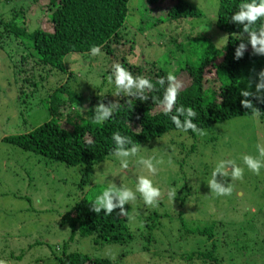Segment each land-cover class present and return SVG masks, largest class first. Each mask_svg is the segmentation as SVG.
<instances>
[{
	"label": "rangeland",
	"instance_id": "obj_1",
	"mask_svg": "<svg viewBox=\"0 0 264 264\" xmlns=\"http://www.w3.org/2000/svg\"><path fill=\"white\" fill-rule=\"evenodd\" d=\"M186 1L194 4L201 15L176 24L159 22L158 26L154 25V19H163L167 11L162 5L150 6L155 9L150 12L146 9L142 11L146 1H130L129 11L134 9L138 13L132 16L129 12L126 23L129 17L130 23L127 31H124L127 40H123L116 55L100 51L93 57L97 60L82 55L83 61L79 67L71 64L75 76L69 85L71 88L79 86L76 90L78 92L84 91L83 103L89 104L92 110L100 103L101 96L106 99L108 94H113L109 70L112 64L122 60L134 66L155 63L158 68L176 76V81L185 87L188 84L183 77L185 73L178 72L190 65V62H197L203 54L198 44L188 45L194 42L190 38L208 36L219 49L226 46L228 39L227 34L216 25L218 0ZM49 2L0 0V261L3 264H58V258L65 249L68 253L108 257L119 264H178V259L172 260L170 257H179L184 252L196 249L209 254L213 248V241L204 237L190 242L180 240L178 230L184 225L201 226L208 220H219L226 224L231 222L229 225L237 228L249 225L248 216L252 218L253 214H257V227L264 229V174L261 173L264 170L255 174L243 166V178L234 181L230 176L218 174L217 182L223 186L234 183L231 192L226 195H217L208 186L212 170L219 160L241 162L244 154L257 155L258 143L264 146V124L260 115L236 117L218 125L214 130L204 131L209 143H196V139L188 135L166 134L164 142L148 144L154 147H147L148 154L139 150L135 156L128 157L126 169L120 168L119 159L115 156L103 165L96 166L89 174L91 182L83 187L81 185L86 181L83 167H70L57 159L25 152L3 140L7 136L31 132L50 118L46 106L35 104L37 94L24 110L28 121L19 117L15 108V91L20 87L16 85L15 66L21 62L20 56L26 53L25 46L29 41L23 44L21 39L4 33L5 24L12 20L14 14L20 13L24 15L18 21L21 25L22 22L26 23L29 32L45 29L48 14L45 6ZM224 37L227 38L219 44ZM72 56L77 57V54L66 56L64 63L70 64ZM48 75L49 80L52 75L55 76ZM55 78L53 84L63 78L64 83L66 74ZM40 98L39 94V102L42 104L43 99ZM111 99L115 100L116 97ZM70 113L77 114L73 109ZM141 158L151 159L158 174L153 175L147 169H142L138 163ZM138 175L148 177L153 186L162 189L164 195L161 203L164 206L156 207L155 211L157 214H169L170 219L159 222L147 217V210L152 208L142 204L135 193ZM111 183L117 188L124 185L136 195L135 200L126 204L128 216L124 217L130 237L125 242L119 245H97L94 238L80 237L79 234L74 236L68 225H60L76 203L84 198H93ZM94 186L100 188L93 191ZM169 192L172 195L178 192L184 198L183 203L180 199L170 197ZM152 235H156L164 244L151 247L147 253L144 248L148 237ZM215 241L222 246L219 264H264V255L252 258L241 251L244 254L241 256L228 234L218 233ZM195 263L202 264L201 261Z\"/></svg>",
	"mask_w": 264,
	"mask_h": 264
},
{
	"label": "trees",
	"instance_id": "obj_2",
	"mask_svg": "<svg viewBox=\"0 0 264 264\" xmlns=\"http://www.w3.org/2000/svg\"><path fill=\"white\" fill-rule=\"evenodd\" d=\"M130 1L132 0H50L45 6L48 13L45 29L29 32L26 23L22 22L21 25L18 21L19 18L23 19V13L14 14L12 20L5 24V34L21 39L23 44L29 41L27 47L25 46L26 53L20 56L21 62L15 66L16 85L20 87L15 91V108L19 112V117L25 122L28 121L24 116V110L28 102L37 94L38 100L35 104L46 106L50 118L31 132L7 136L3 140L25 152L57 159L70 167H83L86 181L81 187L91 182L89 174L96 166L103 165L113 157L110 153L115 145L111 136L115 132L126 136L136 145L137 152L142 150L144 154H148L147 147L154 148L148 144L164 142L165 134L170 132H173L174 136L188 135L196 139V143L202 141L209 143L205 134L193 133L191 130L187 133L177 130L169 117L164 115L163 108L160 106L163 89L157 84V78L166 77L170 72L158 68L155 63H142L138 66L125 64L124 60L115 63L120 64L134 77L141 76L148 79L153 83L154 89L146 93L147 100L142 101L139 96H125L123 93L112 100L115 86L110 81L114 88L113 94H108L106 99L101 96L99 104L103 103L106 107L116 105L117 110L112 118L102 123H95L92 119L94 110L99 104L91 110L89 104L83 103L84 91H76L79 86L70 87L69 81L75 76L71 70V64L79 67L83 61L82 55L93 59L97 54L90 53L92 46H97L100 51L114 56L123 44V40H127L124 31H127L130 23V17L126 23L128 12H130L128 8ZM142 1L144 3L146 1V6L142 11L146 9L153 12L152 10L155 9H151L150 6L155 7L156 5H162L167 10L163 19H154L156 26L159 22L176 24L184 19H192L191 17L201 15L197 7L186 0ZM241 2H251V0H218L216 25L228 36L226 46L219 49L208 36L190 38L194 42H187L188 45L198 44L203 54L197 62H190V65L178 72L185 73L183 77L186 78L188 84L178 90L176 104L192 107L196 111L193 123L203 129V132L214 130L218 125L236 117L255 116L252 115L251 109H246L241 105V100L245 99L240 95L242 90L253 94L247 99L252 100L264 124V102L255 98L260 95L256 92V84L259 82L258 73L264 70V55L253 53L251 46L246 43L247 34H244L243 41L246 43L244 55L239 60L234 58L235 49L241 42L236 36L242 32L243 26L232 23L231 15L238 10ZM137 13V10L131 9L132 16H136ZM255 27L252 30H255ZM174 42H176L175 39ZM70 54H77L78 59L72 56L70 64L64 63L65 57ZM112 68L113 64L109 74ZM37 71L40 72L37 74ZM48 74H54L58 78L66 74V81L62 82L64 77L53 84L56 78L52 75L49 80ZM39 94L40 99H43L42 104L39 102ZM72 109L77 113L76 115H71ZM235 163L242 168L244 166L242 161L238 160ZM261 170H264V167ZM261 173L264 174L263 171ZM167 182L171 181L167 180ZM233 186L234 183L231 184V188ZM95 188L100 187L94 186L93 191ZM167 188L170 189V185ZM102 193L76 203L66 213L60 225H68L74 236L79 234L80 237L94 238L97 245L100 243L122 244L126 238L130 237V234L125 217L119 215L120 210L115 209L112 215L107 216L104 215L103 210L100 214L90 210V204ZM160 193L156 205L147 210V217L152 221L160 222V220L171 217L169 214H157L155 211L156 207L164 206L161 203L164 195L162 189ZM136 195L143 202L140 194L136 193ZM172 198L180 199L182 203L184 201L178 192L173 194ZM126 208L124 205L125 210ZM248 220L249 225L238 226V229L229 225L231 222L226 224L219 220H208L201 226L184 225L178 230L180 240L185 239L190 242V240L207 238L206 240L213 241L212 251L207 254L196 249V251L184 252L179 257L170 258L178 259V264H196L197 261H201L202 264H219L221 260L219 253L222 246L215 241L218 233L228 234L233 243L235 242L233 245L241 256H244L241 251L252 258L263 256L264 229L257 227V214H253L252 218L249 215ZM153 229L156 228L153 227ZM150 232L152 233L153 230L150 229ZM192 236V239H188ZM146 243L144 251L147 253L151 247L164 244L158 240L156 235L148 237ZM58 264H119V262L108 257H92L79 252L68 253L64 249L62 256L58 258Z\"/></svg>",
	"mask_w": 264,
	"mask_h": 264
},
{
	"label": "clouds",
	"instance_id": "obj_3",
	"mask_svg": "<svg viewBox=\"0 0 264 264\" xmlns=\"http://www.w3.org/2000/svg\"><path fill=\"white\" fill-rule=\"evenodd\" d=\"M231 22L237 26H243L242 32L236 36L237 40H241V42L235 49L234 58L239 60L243 57L246 43L251 46L254 54L264 55V0L241 2L238 5V10L232 13ZM254 26H256L255 30H252ZM244 34H247L246 43L243 41ZM225 38L227 37L222 38L219 44ZM99 52L100 49L97 46H92L90 49L92 55H96ZM182 52H184V50ZM258 77L259 82L256 84V92L260 95H257L255 98L260 102H264V70L258 73ZM109 80L115 86L114 96L123 93L125 96H139L143 101L148 99L146 93L154 89L153 83L148 79L141 76L134 77L120 64L113 65L112 71L109 74ZM157 84L163 89L160 106L163 108L164 115L169 117L175 128L181 132L187 133L191 130L193 133L203 135V129L198 128L197 125L193 123V118L196 117V111L192 107L176 104L177 93L182 87V84L177 82L176 78L171 74L166 77L161 76L157 78ZM240 95L245 98L241 100V105L246 109H251L252 115H260L254 108L252 100L247 99L253 94L247 90H242ZM129 103H131V101H129ZM116 110V105L106 107L101 103L95 108L92 119L95 123H102L112 118ZM111 139L114 141L115 146L110 155L119 159L120 168L126 169L128 167L127 158L135 156L138 149L134 143L126 136H121L119 132L113 133ZM126 145L130 146L126 147ZM256 151L257 155L255 157L244 154L241 159L243 165L248 170L255 174H259L261 168L264 167V146L258 143L256 145ZM138 163L142 169H147L149 173L153 175L156 173L151 159L141 158ZM229 167L231 171H229ZM242 172L243 168L238 166L232 159H221L215 164L212 170L211 178L208 180V186L211 191L215 192L217 195H226L232 190L231 184L223 186L221 183H218V174L223 177L230 176L231 180L234 181L241 177ZM135 193L140 194L144 205L153 207L156 205L161 195L159 188L153 186L152 180L144 175H138L136 177ZM135 193L124 185L117 188L111 183L109 187L90 204V210L96 214H100L101 210H103L104 215L107 216L112 215L115 209H119V215L128 216V212L125 211L124 205L136 199ZM169 196H172V192H169ZM128 219L131 220V217H128ZM0 264H3V261H0Z\"/></svg>",
	"mask_w": 264,
	"mask_h": 264
}]
</instances>
